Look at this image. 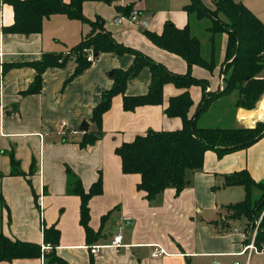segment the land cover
Masks as SVG:
<instances>
[{"label": "crops", "instance_id": "crops-1", "mask_svg": "<svg viewBox=\"0 0 264 264\" xmlns=\"http://www.w3.org/2000/svg\"><path fill=\"white\" fill-rule=\"evenodd\" d=\"M241 1L264 22V0ZM213 2L206 6L212 7ZM190 3L191 0H116L111 4L86 1L83 14L91 20L100 15L117 41L177 74L188 72L185 59L157 46L146 31L161 34L167 21L179 28L189 24L202 48L204 42L209 45L204 57L219 58L213 71L194 65L190 72L194 77L208 79L207 90L215 91L225 85L222 70L227 34L216 35L214 41L209 32L211 21L189 16L186 6ZM130 4L132 13L138 11L137 20L117 9L118 5ZM14 22V6L0 0V192L6 203L4 208L0 204V229L13 239L41 244L43 255L0 264H47L49 259L44 253L52 247L44 241L43 228L52 225L60 230L56 253L70 264H89L91 260L94 264H198L201 259L226 254L246 256L244 263L252 264L254 254L264 258V253L250 248L242 253L252 241H247L248 232L237 221L244 220V226L248 219L234 221L237 234L233 233L234 227L228 233H218L213 224L225 205L246 196L243 185L224 186L226 175L247 170L254 180L264 182V136L249 147L223 156L208 150L203 167L187 172V184L179 194L169 187L150 201L138 188L141 175L123 172L116 148L149 130L181 129L182 118L167 115L166 108L171 97L184 90L166 83L162 103L134 110H126L123 95H116L103 115L101 137L82 147V123L87 122L88 131L96 129L91 119L103 91L113 87L115 70L132 66L135 55L100 53L90 67L74 78L75 60L62 67H48L42 74L41 90L25 93L37 76L31 63L43 60L46 53L68 52L91 27L65 14H54L44 19L41 32L26 35L6 30ZM219 36L222 40L218 47ZM151 81V69L144 66L127 82L126 94L148 93ZM189 92L194 101L190 111L193 115L203 98V88L193 85ZM238 97V93L228 95L224 102L228 107L222 108L215 120L220 124L204 121L202 113L197 118L199 126L223 127L225 117L228 127L253 126L256 112L263 109L254 110L253 116L254 111L235 106ZM10 152L20 161L24 176L11 174ZM68 168L81 179L86 191L102 177V193L89 202L90 226L101 232V237L92 242L80 221L81 198L67 192ZM254 192L258 196L259 191ZM210 210H214V216H206ZM120 227L123 246L115 248L110 243ZM95 245L99 246L97 253L91 249ZM156 246L163 247L166 254L155 257Z\"/></svg>", "mask_w": 264, "mask_h": 264}, {"label": "trees", "instance_id": "trees-1", "mask_svg": "<svg viewBox=\"0 0 264 264\" xmlns=\"http://www.w3.org/2000/svg\"><path fill=\"white\" fill-rule=\"evenodd\" d=\"M6 1L11 3L15 10V22L6 29L13 33L29 35L41 32L44 19L54 14H65L69 18L87 22L91 27L90 32L82 38L81 42L68 52L46 53L43 60L31 63L37 70V76L25 93H36L41 90L42 74L51 66L62 67L69 61L75 60L76 67L72 78L78 76L93 62L87 58L90 50L94 54L113 52L120 55L125 53L135 55L134 62L128 70H115L113 87L103 91L101 101L94 109L91 120L96 124V129L83 133L79 140L82 147L94 144L101 137L103 115L111 108L112 100L116 95H123V105L126 110H134L141 105L162 103L163 87L166 83H173L184 90L181 94L171 97L166 108L167 115L182 118L181 129L149 130L145 135H138L133 141L125 142L116 148V153L122 159L123 172L141 175L138 188L146 193V198L150 201L169 187H174L176 194H179L187 184V172L203 167L205 153L208 150H216L219 156H223L249 147L264 136V126L261 123H257L255 127L240 128L197 125V118L220 96L237 90L239 97L235 106L252 110L264 93V76L261 75L264 70V22L241 0H214L212 7L206 6L202 0H191V3L186 6L189 16H195L200 20L208 18L211 21L209 32L214 41L216 35L227 34L226 55L223 62L225 67L222 70L226 85L223 90L215 91L207 90L208 79L194 77L190 72L194 65L212 70L217 61L214 58L209 60L204 57L201 40L192 34L189 24L179 28L173 22L167 21L161 34L146 31L147 37L157 46L185 59L189 67L188 72L177 74L141 51L117 41L105 27V21L100 15L91 20L83 14V4L86 1H102L111 4L116 0ZM117 9L130 16L133 5H118ZM144 66H149L152 72L148 93L127 95V82L136 77ZM193 85L202 86L203 98L195 113L191 115L194 101L189 88ZM263 104L264 96L258 103L257 109ZM10 158L11 174L24 176L20 161L13 152H10ZM67 175V192L81 198L80 221L85 228L88 241L99 239L101 232L95 231L90 226L89 202L93 196L102 193V177L100 176L89 191H86L81 179L70 168L67 169ZM233 185L245 187L244 200L225 205L223 210L226 211L228 219L220 213L213 224L218 233L225 234L233 229L231 222L242 218L248 219V226L250 225L252 230H257L254 243L258 249L262 250L264 249V182H257L247 170H242L225 176L224 186ZM256 190L259 191L258 196L254 194ZM0 204L2 208L6 204L1 192ZM43 229L44 241L52 247L50 252L44 253L49 259L47 264H70L56 253L60 230L53 225ZM42 255L41 244L13 239L0 229V261L39 258ZM89 264H94L93 260Z\"/></svg>", "mask_w": 264, "mask_h": 264}, {"label": "rangeland", "instance_id": "rangeland-1", "mask_svg": "<svg viewBox=\"0 0 264 264\" xmlns=\"http://www.w3.org/2000/svg\"><path fill=\"white\" fill-rule=\"evenodd\" d=\"M205 1V5L206 4H209V3H211V0H204ZM203 2V1H202ZM206 19H208V18H206ZM114 20V19H113ZM208 21H209V19H208ZM224 34V33H223ZM221 37L222 36H219L218 37V39H217V44H218V47H219V45H220V41L222 40L221 39ZM208 49H209V45H207V43L206 42H204L203 43V52H207L208 51ZM218 60H219V58H216V61L218 62ZM217 63H216V65L214 66V68L212 69V71L217 67ZM225 67V66H224ZM224 69V68H223ZM223 74H224V72H223ZM261 75L262 76H264V70H263V72L261 73ZM225 79V78H224ZM226 85V84H225ZM225 85L223 84V87L222 88H220L219 87V89H217V90H223L224 89V87H225ZM232 93V92H231ZM231 93H229V94H231ZM233 93H235V94H237L238 93V91L237 90H235V91H233ZM229 94H225V95H223V96H220L219 98H217V99H215L210 105H209V107L206 109V111H204L203 112V114H204V121H206V122H208L209 120L211 121V122H213V123H215V124H220V123H217L215 120L217 119L216 117L218 116L217 114L222 110V108H226V107H228V105H225L224 104V102L226 101V99L228 98V95ZM239 94V93H238ZM263 96H264V93L260 96V98H259V100L256 102V105H255V108L254 109H252V111H254V110H256L257 109V107H258V103L260 102V100L263 98ZM235 104H236V102H235ZM258 109H263L264 110V104L260 107V108H258ZM206 113V114H205ZM207 119V120H206ZM227 118L225 117V119H224V121L223 122H225L224 124L225 125H223V127H228V125L226 124V122H227ZM261 120V121H260ZM200 124H201V122H199ZM257 123H261L263 126H264V118L263 119H259V120H257L256 121V123L253 125V126H238L239 128L240 127H255V126H257ZM205 124V123H204ZM197 125L199 126V124H198V122H197ZM200 127H211V126H208V125H200ZM212 127H214V126H212ZM218 127H220V126H218ZM238 127H233V128H238ZM229 128H231V127H229ZM205 214H206V216H214V210H210V211H206L205 212ZM223 215H224V217H226L227 218V215H226V211H224L223 210ZM228 219V218H227ZM243 222H244V220H242V221H237V225L240 227L241 225H242V229L244 230V231H246V232H248V236H249V238H248V242H250V241H253V239L255 238V235H256V232H257V230L255 229V230H252L251 229V226L249 225L248 226V222L246 223V224H244V226H243ZM231 225H232V227H234V231H233V233L234 234H237L236 233V228H235V223L234 222H231ZM240 231V229H238V232ZM224 243H226V241H224ZM244 261H246V256H230V255H228V254H226V255H222V256H218L217 258H214V257H209V258H204V259H201L199 262H198V264H232V263H234V262H241L242 264H245L244 263ZM195 264V263H194ZM252 264H264V258L262 257V256H260V255H257V254H254V256H253V258H252Z\"/></svg>", "mask_w": 264, "mask_h": 264}, {"label": "built area", "instance_id": "built-area-1", "mask_svg": "<svg viewBox=\"0 0 264 264\" xmlns=\"http://www.w3.org/2000/svg\"><path fill=\"white\" fill-rule=\"evenodd\" d=\"M131 17H132L133 20H137L138 19V11H134L132 13ZM87 58H88L89 61H93L94 60L95 54H94V52L92 50H90L88 52V57ZM60 61H62V60H60ZM258 224H259V222H258ZM110 245L115 247V248H119V247L123 246L122 227H120L118 233L116 235H114ZM248 248H250L251 251L264 253V249L260 250V249H258L256 247V245L254 243V239H253V241L251 242L250 245L246 246L245 250L242 253H244ZM91 249H92V251L94 253H97L98 250H99V246L98 245L92 246ZM163 254H166V250L163 247H161V246H156V248H155V250L153 252V255L155 257H160ZM232 264H241V263L240 262H235V263H232Z\"/></svg>", "mask_w": 264, "mask_h": 264}, {"label": "water", "instance_id": "water-1", "mask_svg": "<svg viewBox=\"0 0 264 264\" xmlns=\"http://www.w3.org/2000/svg\"><path fill=\"white\" fill-rule=\"evenodd\" d=\"M97 55H98V54L95 53V56H97ZM111 74H113V72H111ZM88 128H89V125L87 124V122L84 121V122L82 123L81 127H80V130H81V131H87Z\"/></svg>", "mask_w": 264, "mask_h": 264}, {"label": "bare ground", "instance_id": "bare-ground-1", "mask_svg": "<svg viewBox=\"0 0 264 264\" xmlns=\"http://www.w3.org/2000/svg\"><path fill=\"white\" fill-rule=\"evenodd\" d=\"M263 118H264V110H258L256 112V119L259 120V119H263Z\"/></svg>", "mask_w": 264, "mask_h": 264}]
</instances>
